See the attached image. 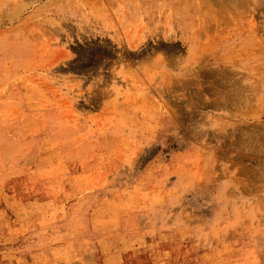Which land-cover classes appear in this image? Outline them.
<instances>
[{
	"label": "rangeland",
	"instance_id": "1",
	"mask_svg": "<svg viewBox=\"0 0 264 264\" xmlns=\"http://www.w3.org/2000/svg\"><path fill=\"white\" fill-rule=\"evenodd\" d=\"M0 264H264V0H0Z\"/></svg>",
	"mask_w": 264,
	"mask_h": 264
}]
</instances>
